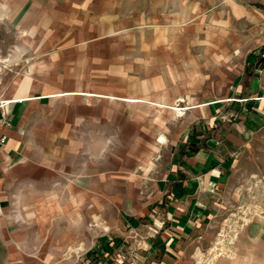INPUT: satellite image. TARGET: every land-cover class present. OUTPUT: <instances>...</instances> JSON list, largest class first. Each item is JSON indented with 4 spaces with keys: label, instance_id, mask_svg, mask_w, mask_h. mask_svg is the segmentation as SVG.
<instances>
[{
    "label": "rangeland",
    "instance_id": "rangeland-1",
    "mask_svg": "<svg viewBox=\"0 0 264 264\" xmlns=\"http://www.w3.org/2000/svg\"><path fill=\"white\" fill-rule=\"evenodd\" d=\"M8 1L0 96L31 78V94L68 98L73 134L57 130L50 146L48 136L38 138L44 148L72 151L64 168L35 176L50 180L46 203L55 205L41 223L46 232L29 211L33 202L3 208L0 226L21 230L8 235L27 238L17 246L37 256L34 264H132L149 248L154 222L130 214L151 208L178 139L194 150L192 137L213 129L196 116L209 106L227 114L237 108L228 97L254 93L264 66V0ZM261 130L228 187V224L238 223V212H264ZM107 239L104 251L92 250Z\"/></svg>",
    "mask_w": 264,
    "mask_h": 264
},
{
    "label": "crops",
    "instance_id": "crops-1",
    "mask_svg": "<svg viewBox=\"0 0 264 264\" xmlns=\"http://www.w3.org/2000/svg\"><path fill=\"white\" fill-rule=\"evenodd\" d=\"M3 1L0 21L8 17L3 7H9V1ZM32 84L31 78L25 79L17 93L1 95L10 102V115L9 124L0 123V138L6 137V142L0 143V212L16 200L33 202L29 211L38 213L40 233H45L41 223L55 216V205L46 203L50 200L45 186L50 180L35 176L39 170L64 168L72 151L44 148L46 141L38 138L48 136L46 143L50 146L57 130L62 136H72V110L65 109L68 98L57 93L31 94ZM252 88L251 95L228 97L236 100V110L218 115L209 106L207 116L193 119L194 123L208 119V129L213 128L208 135L200 132L192 137V144H197L194 150L180 146L178 139L165 176L156 184L151 208L146 206L144 212L130 214L131 221L146 218L154 222L147 229L149 248L132 264H264V212H238V223L229 224L228 212H222L237 168H242L253 138H258L264 127V66L253 79ZM82 205L87 208V204ZM106 205L110 208L112 204ZM97 213L101 216L105 212ZM222 219L227 223L222 224ZM220 229L228 234L218 242L213 238ZM19 232L11 225L0 226V264H34L37 256L27 247L19 250L17 246L24 245L27 238L8 235ZM107 242L98 240L92 250L104 251V245L113 243ZM213 247L222 251L213 253Z\"/></svg>",
    "mask_w": 264,
    "mask_h": 264
},
{
    "label": "built area",
    "instance_id": "built-area-1",
    "mask_svg": "<svg viewBox=\"0 0 264 264\" xmlns=\"http://www.w3.org/2000/svg\"><path fill=\"white\" fill-rule=\"evenodd\" d=\"M9 101L1 98L0 96V123L1 124H9V115H10V108H9ZM6 142V137L3 136L0 138V143L4 144Z\"/></svg>",
    "mask_w": 264,
    "mask_h": 264
},
{
    "label": "bare ground",
    "instance_id": "bare-ground-1",
    "mask_svg": "<svg viewBox=\"0 0 264 264\" xmlns=\"http://www.w3.org/2000/svg\"><path fill=\"white\" fill-rule=\"evenodd\" d=\"M213 250V249H212Z\"/></svg>",
    "mask_w": 264,
    "mask_h": 264
}]
</instances>
